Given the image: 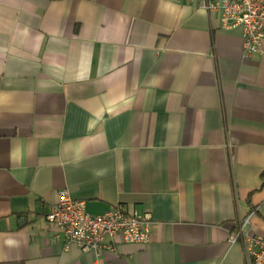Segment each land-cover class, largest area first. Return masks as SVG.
Returning <instances> with one entry per match:
<instances>
[{
    "label": "crops",
    "instance_id": "crops-1",
    "mask_svg": "<svg viewBox=\"0 0 264 264\" xmlns=\"http://www.w3.org/2000/svg\"><path fill=\"white\" fill-rule=\"evenodd\" d=\"M220 2L0 0V264H248L229 238L250 212L264 238V42L245 57ZM64 190L148 216V243L65 246Z\"/></svg>",
    "mask_w": 264,
    "mask_h": 264
},
{
    "label": "built area",
    "instance_id": "built-area-1",
    "mask_svg": "<svg viewBox=\"0 0 264 264\" xmlns=\"http://www.w3.org/2000/svg\"><path fill=\"white\" fill-rule=\"evenodd\" d=\"M218 10L221 28L242 29L245 57L258 52L264 42V0H221ZM252 214L250 212L239 222L238 231L230 235L229 242L241 243L248 264H264V238L247 232ZM45 219L59 229L65 246L76 244L84 252L111 251L116 239L137 244H146L149 240L148 216H139L135 211L126 212L119 205L101 215H90L85 212L83 203L73 200L65 190L58 193L57 202L51 206Z\"/></svg>",
    "mask_w": 264,
    "mask_h": 264
}]
</instances>
